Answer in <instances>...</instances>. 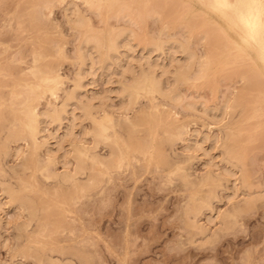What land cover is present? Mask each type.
Masks as SVG:
<instances>
[{"label": "bare ground", "instance_id": "1", "mask_svg": "<svg viewBox=\"0 0 264 264\" xmlns=\"http://www.w3.org/2000/svg\"><path fill=\"white\" fill-rule=\"evenodd\" d=\"M0 21V264L103 263L93 217L114 181L179 187L180 249L247 233L264 204L249 167L264 151V0H0Z\"/></svg>", "mask_w": 264, "mask_h": 264}, {"label": "rangeland", "instance_id": "2", "mask_svg": "<svg viewBox=\"0 0 264 264\" xmlns=\"http://www.w3.org/2000/svg\"><path fill=\"white\" fill-rule=\"evenodd\" d=\"M52 16L55 22H62L59 9H55ZM1 24L2 22L0 21V27ZM149 24L148 26L152 25V22L150 25ZM64 30H66V28ZM4 32H6V29L2 28L0 30V40L6 39L8 33L3 34ZM72 49L73 45H68L66 49L67 53L71 55L73 52ZM70 70L71 67L68 66L65 68L64 73L69 75ZM220 88L224 90V86ZM206 92L203 98L205 99L207 97L206 100L208 101L210 98H213V102H215L214 97H212V95L209 96L210 92ZM209 102L213 103L212 99ZM178 148H180V146H177V149ZM249 167L255 180L264 183V151H260L257 155L255 154V156L252 155L249 160ZM124 178L123 180H125ZM146 178L137 186L138 188L136 187L135 190L133 189L134 191L131 190L132 185L130 186V182L128 184L123 182V185L120 183L121 181H119V183L116 182L117 185H122H118L119 187L115 186V181L112 182L108 191L106 188L108 194L105 191L102 198V205L103 203L104 205L102 206L100 204L102 207L100 206L101 209L99 212L98 210L95 212L91 210L92 205L90 202L88 205H91V208L87 206V204L85 205V207L87 206L88 208H84V211L89 208L90 210L85 212V215L86 213L88 214L87 216L84 215V220L87 218V222H89L90 220L92 221L95 216H98L96 217L98 223L95 219L93 223H97L98 226H96L97 228L99 227L98 230H100L99 234H102V236L100 235L102 240L100 239L101 241H98L99 247L97 246L99 250L98 255H100L102 259L100 262H103L101 264H120L119 262L121 261L119 258L121 257H119V255H122L120 252L123 251L122 247L124 248L123 232L126 230V225L127 233H129L131 240H133L131 242H135L134 244L132 243L133 247L130 246L133 249H128L129 253L130 250L133 252L131 255L128 254V256L130 255V259L128 260L129 257H127L125 264H238L239 258L242 256L241 253H243L242 251L251 246H256V249L253 251L254 257L252 255L251 264H264V204L262 207H260V205L256 209V213L254 212L252 216H248L247 220L244 219L243 227L245 229L247 228V233H241V231L237 232L236 238L232 236V234L225 236V238H223L224 240L222 239L219 242V246L216 245L217 248L215 246L216 252L214 250L215 248H212V250H208V248L194 250L188 246H186L188 248H185V246L181 248L182 250L185 248L184 251H181L180 247L176 246L179 247V251H177L178 249L175 247V243L179 245L183 242V240H180L183 238V232L181 233L180 231L181 224L177 219L178 214L176 212L179 206V198H182L177 194V190H175L179 187L177 185L174 186L173 183L170 185L166 184L165 186L162 178L161 181H163V183H161L164 186L161 188L159 186L160 179L158 177V179L155 180L151 177ZM118 179L116 181H118ZM112 184L114 185L112 186ZM129 186L131 187V191L129 190ZM174 190L176 194L173 192ZM129 191L130 193L128 194ZM128 195L131 197L130 202L132 203L130 208L131 218L129 219L130 222L125 224L126 213L124 205L126 203L125 201L128 199ZM104 198L105 202L103 201ZM97 212L100 213V216ZM94 213L98 215H94V217L92 216L93 218H91V214L93 215ZM91 221L89 223H92ZM87 222L85 221V223ZM93 223L89 224L90 226L85 225L91 227V225H94ZM234 235H236V233ZM105 247L109 249L107 248V250ZM1 258L2 260L6 259L3 250H0V260Z\"/></svg>", "mask_w": 264, "mask_h": 264}]
</instances>
